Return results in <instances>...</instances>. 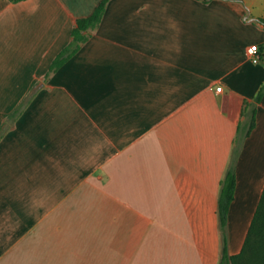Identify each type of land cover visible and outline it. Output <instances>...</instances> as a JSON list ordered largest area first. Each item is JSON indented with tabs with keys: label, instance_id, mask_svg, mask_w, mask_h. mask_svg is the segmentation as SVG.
<instances>
[{
	"label": "crops",
	"instance_id": "1",
	"mask_svg": "<svg viewBox=\"0 0 264 264\" xmlns=\"http://www.w3.org/2000/svg\"><path fill=\"white\" fill-rule=\"evenodd\" d=\"M101 1L0 0V264H219L253 107L229 255L264 189V0H108L48 72Z\"/></svg>",
	"mask_w": 264,
	"mask_h": 264
},
{
	"label": "trees",
	"instance_id": "2",
	"mask_svg": "<svg viewBox=\"0 0 264 264\" xmlns=\"http://www.w3.org/2000/svg\"><path fill=\"white\" fill-rule=\"evenodd\" d=\"M107 1L108 0H102L88 17L76 20V25L71 31V42L52 60L48 72H52L60 68L79 50L81 43L85 42L88 37L87 31L95 28L99 24ZM259 21L264 25V18H260ZM263 93L264 85L256 95V103L261 100ZM254 125L255 108L253 107L247 120L241 122L237 127L228 166L220 181L216 206L218 228L220 233L219 264H264V189L240 252L235 255H229L227 250L228 209L233 200L236 187L235 164L240 147L244 139L253 129Z\"/></svg>",
	"mask_w": 264,
	"mask_h": 264
},
{
	"label": "built area",
	"instance_id": "3",
	"mask_svg": "<svg viewBox=\"0 0 264 264\" xmlns=\"http://www.w3.org/2000/svg\"><path fill=\"white\" fill-rule=\"evenodd\" d=\"M256 51H257V49L255 46H251L248 48V53H250V54H255ZM220 89H221L220 87H216V91H220Z\"/></svg>",
	"mask_w": 264,
	"mask_h": 264
}]
</instances>
